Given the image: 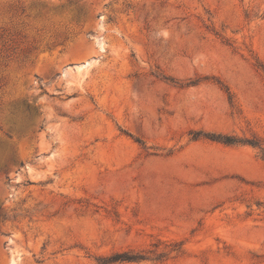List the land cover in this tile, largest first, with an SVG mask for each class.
Segmentation results:
<instances>
[{
  "label": "rangeland",
  "instance_id": "1",
  "mask_svg": "<svg viewBox=\"0 0 264 264\" xmlns=\"http://www.w3.org/2000/svg\"><path fill=\"white\" fill-rule=\"evenodd\" d=\"M0 264H264V0H0Z\"/></svg>",
  "mask_w": 264,
  "mask_h": 264
},
{
  "label": "trees",
  "instance_id": "2",
  "mask_svg": "<svg viewBox=\"0 0 264 264\" xmlns=\"http://www.w3.org/2000/svg\"><path fill=\"white\" fill-rule=\"evenodd\" d=\"M204 136L207 138H210V139L222 141L223 143H226V144H234V143H238V142H248V143L253 144V145L257 144L255 141H250V140L244 141V140L238 139L236 137L227 136V135L221 136V135L206 133V134H204ZM137 258H143V257H141L139 255H131L129 253H119V254H116L112 257H109L105 263L115 262L118 260H132V259H137Z\"/></svg>",
  "mask_w": 264,
  "mask_h": 264
}]
</instances>
